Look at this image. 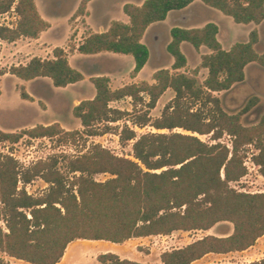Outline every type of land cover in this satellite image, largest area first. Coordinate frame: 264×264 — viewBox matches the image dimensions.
<instances>
[{"label":"trees","instance_id":"trees-1","mask_svg":"<svg viewBox=\"0 0 264 264\" xmlns=\"http://www.w3.org/2000/svg\"><path fill=\"white\" fill-rule=\"evenodd\" d=\"M90 1L80 0L74 15H88ZM200 1L236 24L257 26L264 20V0ZM193 2L126 3L122 10L127 23L111 21L106 31L89 33L77 50L82 55H130L134 61L132 75L136 76L149 59V49L142 42L147 29ZM12 9L17 22L12 28L0 25V40L37 39L50 27L35 0H0V15ZM217 35L218 26L214 23L201 28L172 27L166 45L173 60L171 70H156L152 82L113 89L109 77H91L94 96L81 100L72 110L82 130L65 131L57 122L19 132L0 129V143L12 144L24 136L75 140L83 134L103 135L109 123L124 118L139 128L151 126L168 131L137 135L125 124L119 139L123 143L132 141L134 160L93 145L85 154L68 160L69 173L79 174L75 183L57 169V158L23 169L11 155L0 153V252L26 264H57L75 240L123 244L133 238L176 231H208L220 222L232 224L233 231L228 236L208 235L160 255L162 264H191L208 254L245 251L264 236V193L239 192L230 187V183L247 174L245 159L249 146L257 151L251 154V160L264 178V114L254 126L241 122L242 115L259 98H252L239 113L228 114L215 95L242 83L248 65L264 68V53L255 50L259 40L257 29L250 31L247 42H237L229 50L222 48ZM182 43L196 51L201 47L208 50L200 56V66L188 74L181 72L188 63ZM52 55L49 59L33 57L25 65L11 67L9 73L27 82L46 78L56 88L84 80L83 74L70 65L63 48L55 47ZM93 64L89 71L99 72L101 65ZM200 68L207 71L201 83ZM167 90L174 93L173 99L160 117L152 119L150 111ZM20 97L31 98L24 87ZM126 98L131 100L130 112L111 107V103ZM101 125L103 129L99 128ZM176 129L190 134L175 132ZM195 134L209 135L212 143ZM224 135L230 137V147L220 141ZM97 174H109L110 178L97 182L93 178ZM36 178L49 184L41 196H32L25 190V185ZM19 183L23 186L19 187ZM96 260L99 264H154L123 259L111 252L99 254ZM0 264L10 263L0 258Z\"/></svg>","mask_w":264,"mask_h":264},{"label":"rangeland","instance_id":"rangeland-1","mask_svg":"<svg viewBox=\"0 0 264 264\" xmlns=\"http://www.w3.org/2000/svg\"><path fill=\"white\" fill-rule=\"evenodd\" d=\"M80 0H44L40 5L42 14L52 21L53 29L43 35L41 41L35 42L29 38H20L15 42L0 40V129L6 132H19L22 129L30 128L38 124H50L57 122L65 131L82 130L79 121L73 116L72 110L81 100L89 99L95 92L90 83V76L80 83L69 85L65 88L52 86L49 79L43 78L38 81L26 82L15 78L9 73L13 66L23 65L32 57L42 59L52 58V51L55 46H61L67 52L70 63L75 67L82 66L81 56H72L75 45L80 43L84 36L99 30L98 24L103 23L105 18L101 14L102 3L106 0H96L91 7V16L76 17ZM113 9L117 12V4L123 0H110ZM126 1V0H124ZM113 14L114 19H121L117 13ZM201 20L192 22L200 25L209 19H215L213 11L197 8ZM220 26L223 33L227 34V41L241 42L243 33L239 31V25L220 12H218ZM121 16L125 14L120 10ZM177 15H172L169 19L147 34L144 42L151 50L152 56L142 71L136 76L132 75L134 61L131 56H97L92 57L93 62L101 65V69L96 74L106 75L110 78L113 89L131 83L142 81L152 82V75L156 70L169 69L173 60L165 51L170 29L179 23ZM17 15L12 9L10 12L0 15V25L14 27L17 22ZM91 19L93 26L87 24ZM223 36V35H222ZM188 63L181 70L186 74L200 66V55L205 52H196L189 47H185ZM89 58V57H88ZM88 70L90 67L88 66ZM84 71V70H83ZM90 72V71H89ZM86 73V71H85ZM207 74L205 69L200 68L198 74L199 82H203ZM21 87H24L30 99L23 100L20 97ZM221 102V107L228 114L239 113L246 104L254 97H258V103L246 114L242 115L241 122L245 126H254L264 114V68L256 64H251L246 68V77L242 83L236 84L230 90L215 94ZM174 97L171 90H167L158 100L156 107L150 111L152 119L160 117L166 104ZM112 108L130 112L132 110L129 98L111 103ZM127 124L137 135L148 132L168 133L167 130H156L151 126L139 128L134 126L128 119L124 118L118 122L109 123V129L103 135L87 136L78 135L75 140L64 139L62 136L53 138H29L22 137L17 143H0V153L11 155L16 159L23 169L30 168L36 163L49 161L57 158V169L70 182H76L78 173H69L67 168L68 160L85 154L93 145H98L109 150L116 156L134 160L132 157V141L123 143L119 139V134L123 126ZM103 129V126L99 127ZM175 132L190 134L181 129ZM198 136L197 134H195ZM202 141L212 143L208 136H198ZM220 141L230 147V137L224 135ZM257 151L253 146H249L245 165L247 174L238 182L230 183V187L246 193H264V178L259 172V167L251 160V154ZM97 182H104L110 178L109 174H97L94 177ZM23 184L19 183V187ZM49 184L42 179L36 178L31 183L25 185V190L32 196H41L48 190ZM77 186L73 187L76 193ZM233 226L228 222L217 223L208 231H176L168 235H157L150 238L130 239L123 244H114L106 241L75 240L71 242L64 253V260L69 256H80L76 264H99L96 260L101 253L119 254L120 250L128 251L130 260L140 261L144 254L150 253L149 260H159V256L166 251L180 249L205 236L225 237L232 233ZM142 253H139V252ZM3 258L10 264H25L7 257L0 252ZM120 258H122L120 256ZM124 259V258H123ZM257 262L264 264V236L260 237L255 244L242 252L228 254H208L191 264H251Z\"/></svg>","mask_w":264,"mask_h":264},{"label":"crops","instance_id":"crops-1","mask_svg":"<svg viewBox=\"0 0 264 264\" xmlns=\"http://www.w3.org/2000/svg\"><path fill=\"white\" fill-rule=\"evenodd\" d=\"M96 0H92V1H90L89 3H88V6H87V11H88V15H86V16H91L92 14H91V7H92V5H93V3L95 2ZM145 0H126V1H122L120 4L118 3L117 5V12L115 11V9H113V7L111 6L110 7V4H111V1L110 0H106L104 3H102V8H101V14H102V16L105 18V21L103 22V23H100V24H98V28H99V30H96V31H93V32H91V33H101V32H104V31H106L107 30V28H108V26H109V24H110V22L111 21H113V20H118V21H122V22H124V23H127L128 22V18H127V16L125 15V20H124V18L121 16V14H120V10H122V8H123V5L124 4H126V3H132V4H135V5H141L143 2H144ZM35 2H36V5H37V8H38V11H39V13L41 14V16L49 23V25H50V27L46 30V31H44V32H42L41 34H40V36H39V38H37V39H31V40H33V41H35V42H39V41H41V38L43 37V35H46L47 33H49L50 31H52V29H53V24H52V21H50L47 17H45V15H43L42 14V10L40 9V5H43L44 4V0H35ZM80 2V1H79ZM40 4V5H39ZM197 8H200V9H208V10H211V11H213V13H214V15L216 16V18L215 19H209V20H206V21H204L202 24H200V25H194V24H192V22H195V21H198V20H201L200 19V16H199V14H198V12H197ZM123 11V10H122ZM117 13V16L119 15V17L121 18V19H114L115 17H113V14L114 13ZM219 11H217V10H214V9H211V8H208V7H206L200 0H194V2L190 5V6H188L186 9H184V10H181V11H172V12H170L169 14H168V16H167V18H166V20L165 21H163V22H158V23H154V24H152L148 29H147V31H146V33H145V35H144V37H143V39H142V42L148 47V45L144 42V40H145V37L147 36V34L148 33H150L153 29H154V27H156L157 25H160V24H163V23H165L168 19H169V17H171L172 15H177V19L179 20V23H177L176 25H174L173 27H182V28H201V27H203L205 24H207V23H214V24H216L217 26H218V35H217V39H218V41L221 43V45H222V48L224 49V50H229L230 48H231V46L233 45V44H235V43H237V42H235V43H233V41H227L226 40V42H225V39H226V37H227V34L226 33H223V31H222V28H221V26H220V21H219V17H221L220 16V14L218 13ZM221 13V12H220ZM124 14V13H123ZM222 14V13H221ZM86 16H83V17H86ZM228 17V16H227ZM88 22H87V24L91 27V26H93L92 24V22H91V19H88L87 20ZM199 22V21H198ZM236 25H239L240 27H238V29H239V31H241L242 33H243V39H241V42H247L248 41V37H249V33H250V31L251 30H253V29H257V31H258V35H259V40H258V43L255 45V50L259 53V54H261V53H264V20H263V22L260 24V25H254V24H248V25H244V24H236ZM171 30V29H170ZM223 35V36H222ZM88 35H86V36H84V38L82 39V41L80 42V43H78V44H76L75 45V48H74V50H73V55L72 56H81L82 57V66L81 67H75V66H73L71 63H70V61H69V63H70V65L73 67V68H75V69H77L78 71H80L82 74H83V76H84V80L87 78V74L90 76V78L91 77H94V76H106V75H102V74H96V73H92V72H89V70L87 69L88 68V66L91 68L94 64V62L92 61L93 60V58L92 57H97V56H130V55H121V54H113V53H100V54H97V55H82V54H80L79 52H78V50H77V48H78V46L83 42V40L85 39V37H87ZM170 41V31H169V37H168V39H167V43H166V45L168 44V42ZM189 47V48H191V49H193L190 45H188L187 43H182V45H181V49H182V51L184 52V54L186 55V52H185V47ZM55 47H61V46H55ZM62 48V47H61ZM64 49V48H63ZM148 49H149V59H150V56H152V53H151V50H150V48L148 47ZM202 49H205V52H203L202 54H206V53H208V50L205 48V47H201L200 49H199V51H202ZM65 50V49H64ZM194 50V49H193ZM66 51V50H65ZM165 51H166V46H165ZM194 51H196V50H194ZM199 51H196V52H199ZM67 53V52H66ZM166 53H167V51H166ZM168 54V53H167ZM201 54V55H202ZM169 55V54H168ZM200 55V56H201ZM51 56H53V55H51ZM68 56V55H67ZM170 56V55H169ZM34 57H36V56H34ZM40 57V56H39ZM89 57V58H88ZM186 57H187V55H186ZM33 58V57H32ZM149 59H148V61H149ZM69 60V59H68ZM187 61H188V59H187ZM28 63V62H27ZM148 63V62H147ZM146 63V64H147ZM26 64V63H25ZM25 64H23V65H25ZM251 65V64H250ZM146 66V65H145ZM144 66V67H145ZM249 66V65H248ZM247 66V67H248ZM134 67V66H133ZM246 67V68H247ZM84 70V71H83ZM85 71H86V73H85ZM142 71V70H141ZM140 71V72H141ZM139 72V73H140ZM138 73V74H139ZM108 77V76H107ZM245 77H246V69H245ZM110 79V78H109ZM84 80H82V81H80V82H83ZM90 81V80H89ZM27 82V81H26ZM80 82H78V83H80ZM91 83V82H90ZM94 94H95V92H94ZM94 94L90 97V98H92L93 96H94ZM89 98V99H90ZM150 237H152V236H150ZM150 237H145V238H150ZM133 239H142V238H133ZM132 240V239H131ZM130 241V240H129ZM74 243H76V241L74 242ZM121 252L118 254L119 256H121L122 258H126V259H131V258H129L128 257V251H126V250H120ZM149 251H150V253H146V254H144V258H140V261H138V262H140V263H154V264H162L161 263V261H160V256H159V260H156V261H151V260H149V258L151 257V253H152V250L151 249H149ZM139 253H142L141 251L139 252ZM85 254V253H84ZM84 254H82V255H84ZM82 255H80V256H82ZM95 255H99V253L98 252H96V254ZM80 256H69V257H67V258H65V260H64V256H63V258L60 260V262H58L57 264H76L77 263V261H78V259L80 258ZM16 260V259H15ZM16 261H20V260H16ZM134 261V260H133ZM136 261V260H135ZM20 262H22V261H20ZM24 263V262H23ZM26 264V263H25Z\"/></svg>","mask_w":264,"mask_h":264}]
</instances>
